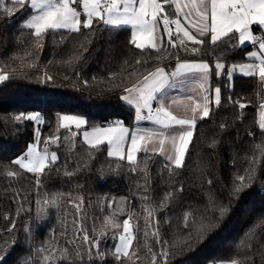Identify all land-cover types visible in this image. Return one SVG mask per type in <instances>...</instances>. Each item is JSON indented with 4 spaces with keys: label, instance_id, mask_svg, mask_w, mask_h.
I'll use <instances>...</instances> for the list:
<instances>
[{
    "label": "trees",
    "instance_id": "trees-1",
    "mask_svg": "<svg viewBox=\"0 0 264 264\" xmlns=\"http://www.w3.org/2000/svg\"><path fill=\"white\" fill-rule=\"evenodd\" d=\"M4 6L13 11L9 14L0 7V70L7 77L0 81V264H120L107 230L125 220L132 225L134 238L131 259H124V264H151L152 253L162 249L168 252L166 264L234 259L264 264V225L256 228L251 248L238 247L245 232L264 220V132L259 128L264 89L258 76L236 69L231 83L228 77L233 65L249 60L251 46L236 39L213 49L205 38L202 46L187 42L189 48L199 47V53L176 50L179 59L208 61L211 84L221 89V104L213 102L209 117L197 121L182 168L172 166L159 152L140 151L133 170L127 160L109 158L106 143L90 150L76 129L71 128L76 133L72 136L58 128L59 116H84L87 127L118 120L135 126L134 106L121 99L123 89L140 74L135 61L157 63L155 53H141L130 43L131 27L116 29L95 22L94 30L83 36L49 30L38 49L34 30L26 25L34 12L29 0L23 6L4 0ZM164 7L175 18V5ZM253 28L262 34L261 27ZM73 55L79 59L67 64ZM160 63L171 71L176 60L169 57ZM215 63L225 67L217 72ZM45 73L52 79L47 80ZM229 96L248 106L241 109L229 102ZM22 113H39L41 120L16 121L14 117ZM57 136L55 143L49 140ZM35 142L59 157L51 170L39 174V186L35 174L13 163ZM9 172L17 176L10 177ZM240 176L245 179L238 180ZM236 185H242L238 192ZM208 191L227 211L222 217L214 215L215 227L202 239L189 237L193 246L188 250L181 239L187 234L182 218L185 213L199 215ZM60 193L64 195L53 205L54 195ZM105 218L111 219L109 224L103 223ZM157 227L159 240L166 244L154 242ZM246 251L252 253L250 261L243 259Z\"/></svg>",
    "mask_w": 264,
    "mask_h": 264
},
{
    "label": "snow or ice",
    "instance_id": "snow-or-ice-1",
    "mask_svg": "<svg viewBox=\"0 0 264 264\" xmlns=\"http://www.w3.org/2000/svg\"><path fill=\"white\" fill-rule=\"evenodd\" d=\"M13 2L19 6L25 4V0H13ZM164 5H175L173 9L175 18L170 17ZM0 7L9 14L13 11V9L4 6V0H0ZM30 8L36 10L37 14L31 15V18L27 20V27L34 30L36 38L34 46L38 49L43 47L42 37L49 30L53 32L67 30L68 33L83 36L85 31L94 30L95 22L97 25L102 24L116 29L131 26L130 43L136 49L141 50V53L145 50L155 53L154 58L157 63L150 64L148 60L141 61L140 59L135 61L141 70L140 74L135 81L131 82L130 86L123 89L126 95H123L121 99L129 105H134V118L138 123L146 121L163 129L175 128L176 131L169 135L166 132L146 128L142 133L130 135L129 129L123 126L122 121L118 120L113 122L112 126L93 127L90 131L85 130L82 133L83 141L90 150H98L100 145L106 143L108 157L127 160L134 166L133 170H135L137 153L140 151L148 152L146 147L143 149L140 147L141 142L145 140L150 142L153 137H159L160 155H165L164 145L166 141L168 142L172 154L166 156L167 161L176 168H182L193 139L198 119L197 113H199L201 120L210 115L207 93L209 92V78L212 72L209 63L206 61H181L176 54L178 48H183L186 52L199 53L201 51L199 47L189 48L187 42L202 46L205 44V38H207L213 49L222 45L227 46L238 39L241 45L248 40H251L254 45L258 42L259 48L264 50V36H254L250 27L253 24L258 27L264 26V0H187V3L184 4L178 3L177 0H162V2L161 0H30ZM78 8L82 11H78ZM181 20L184 21L183 24ZM161 25L164 32L157 34V28ZM190 27L195 28L196 34L189 30ZM261 30L264 31V27H261ZM165 36L167 37L166 41ZM79 47L83 48L84 45L81 44ZM26 55H31V53L26 52ZM251 55L258 57L259 63L240 64L239 72L248 77L255 78L258 76L260 87L264 89V51L253 52ZM169 57L176 60L174 70L171 71H168L166 66H161L160 63L168 60ZM77 59L79 57L73 55L65 62L71 65ZM28 67H33V65H28ZM214 67L219 72L225 65L215 63ZM235 67L233 65V69ZM231 76L232 72H229V83H231ZM45 78L47 80L52 79L46 73ZM5 79L7 77L0 74V81ZM190 85L197 87L191 88ZM184 87L189 88L188 94L184 96H170L166 91L167 89ZM193 92L196 95H192ZM214 97L215 105L219 107L221 104V89L219 87L214 89ZM228 100L230 103L237 104L241 109L248 106L239 101H232L231 96L228 97ZM165 101L168 103L166 104ZM153 102H155V107ZM173 106H182L184 113L190 112L192 115H178L173 112ZM259 107L262 110L259 128L261 132H264V104L259 105ZM14 119L16 121L21 119L39 121L41 116L39 113H22L15 116ZM59 119L58 128L67 129L72 136H75L76 133L72 132L70 125L74 124L76 129H80L81 125L87 123L84 118L76 115H62ZM58 139V136L49 138L53 143ZM126 145L127 151L125 152ZM89 156H91L90 151ZM58 159L56 152L49 153L46 149L43 152H37L36 145L33 144L25 154L15 159L13 163L20 169L35 174L37 176L36 183L39 186V174L43 173L45 168L51 170L50 166L55 165ZM8 175L16 177L17 173L9 172ZM244 179V176L238 177L240 181ZM207 183L211 185L212 181L209 180ZM240 187L242 185H236L235 191L238 192ZM182 190L181 186L179 191ZM63 195V193L54 195L53 205ZM205 197L206 203L199 215L185 213L182 218V226L187 234L181 239L187 244L188 250L193 246L188 243L189 237H194L197 241L202 239L207 231L215 227L214 215L218 212L222 217L227 211L225 206L217 203L214 192H205ZM144 199H147V196ZM76 207L79 208V204ZM261 225H264V220L249 228L238 247L245 250L251 248V241L256 238V228ZM152 235L157 238L154 242L167 243V241L161 242L159 240L158 227ZM83 239H88L86 234ZM132 239L133 237L129 234L128 220H125L123 222V234L119 236V244L115 247V257L120 264H124V259H131L129 249L132 246ZM39 251H45V249L41 248ZM148 251L151 252V249L149 248ZM132 255H136L135 251L132 252ZM158 256L160 264H166L168 260L167 250L162 249L158 253H152L151 264H157ZM251 256L252 253L246 251L243 259L250 261ZM231 264H240V262L234 259Z\"/></svg>",
    "mask_w": 264,
    "mask_h": 264
},
{
    "label": "rangeland",
    "instance_id": "rangeland-1",
    "mask_svg": "<svg viewBox=\"0 0 264 264\" xmlns=\"http://www.w3.org/2000/svg\"><path fill=\"white\" fill-rule=\"evenodd\" d=\"M29 2H30V0H29ZM177 2L178 3H181V4H184V3H187V0H177ZM36 11V10H35ZM37 13V12H36ZM181 23L183 24L184 23V21L183 20H181ZM185 26L186 27H188V25L187 24H185ZM174 27V26H173ZM159 29H160V32H161V34H163V32H164V30H162V27L161 26H159ZM189 30L192 32V30L193 31H195V28H189ZM193 33V32H192ZM194 34V33H193ZM165 38H167L166 36H165ZM243 64H247V62L246 63H243ZM238 70L239 71V65L238 66H236L235 67V69H233V66L231 67V70H230V72H232V75L234 74V72H235V70ZM211 77V76H210ZM190 87L191 88H196L197 86L196 85H190ZM208 87H209V92L207 93L208 94V96H209V108L211 107V104L214 102L215 103V97H214V93H212V90H211V84H210V78H209V85H208ZM216 88V87H215ZM170 90H173V89H168L167 91H169L168 93H169V95L170 96H176V95H180V96H184L185 94H188V92H189V88L188 87H184V88H177V90H179V92H173V91H170ZM214 90V89H213ZM192 95H196V93L195 92H193V93H191ZM212 102V103H211ZM165 103L167 104L168 103V101H165ZM134 106V105H133ZM172 110H173V112L174 113H176V114H178V115H181V116H184V115H188V116H191L192 114L189 112V113H184V111H183V107L182 106H173V108H172ZM62 115H75V114H61L60 116H62ZM60 116H59V118H60ZM76 116H80V117H82V118H84L86 121H87V119L84 117V116H81V115H76ZM197 117H198V119H197V121L199 120V113H197ZM59 123H60V119H59ZM109 126H112V124H109V125H103V126H101V125H98V126H94V127H109ZM123 126L124 127H127L128 129H129V134L131 135V134H138V133H142L146 128H152V129H154V130H156V131H158V132H166V133H168L169 135H171L173 132H175L176 131V129L175 128H173V129H163V128H161L160 126H158V125H152V124H150L149 122H143V121H140L139 123L137 122V124L135 125V126H133V127H131V126H128L127 124H124L123 123ZM70 127L71 128H74V129H76V127H75V125L73 124V125H70ZM62 128V127H61ZM93 127H87V123L86 124H84V125H81L80 126V129H76L77 130V132H79V134H80V137L82 138V140H83V137H82V133L85 131V130H88V131H90L91 129H92ZM33 144H35L36 145V151L37 152H43L45 149L49 152V153H51V152H53V150H49L48 148H42V147H40V145L38 144V142H35V143H33ZM33 144H31V145H33ZM30 145V146H31ZM29 146V147H30ZM140 147L143 149V148H147L148 149V151H153V152H159V147H160V145H159V137H153L152 138V140L149 142L148 140H145V141H143V142H141V144H140ZM164 147H165V155H163L165 158H166V156L167 155H171L172 153H171V149H170V145L168 144V142L166 141L165 142V145H164ZM29 149V148H28ZM28 151V150H27ZM26 151V152H27ZM127 151V145L125 146V152ZM25 152V153H26ZM55 152V151H54ZM24 153V154H25ZM139 153V152H138ZM138 153H137V155H138ZM23 155V154H22ZM21 156V155H20ZM19 156V157H20ZM18 158V157H17ZM16 158V159H17ZM137 158V157H136ZM110 218H105L104 220H103V223H105V224H109L110 223ZM129 223V234L134 238V230H133V227H132V225L130 224V222H128ZM114 225L110 228V229H108L107 231L108 232H111L112 233V235H111V242H115V245L116 246H118V244H119V236L121 235V234H123V224L122 225H120V224H117V223H113ZM103 232V234L105 233V230L104 231H102ZM97 235H98V237L100 236V233H97ZM101 235H102V233H101ZM97 241L98 240H95V245H97ZM132 241H133V239H132ZM129 251H130V249H129ZM207 264H216V263H213V262H209V263H207ZM217 264H231V262H218Z\"/></svg>",
    "mask_w": 264,
    "mask_h": 264
},
{
    "label": "crops",
    "instance_id": "crops-1",
    "mask_svg": "<svg viewBox=\"0 0 264 264\" xmlns=\"http://www.w3.org/2000/svg\"><path fill=\"white\" fill-rule=\"evenodd\" d=\"M78 11H82V9H80V8H78L77 9ZM34 14H37L36 13V11L34 10V12H33V14L32 15H34ZM31 18V17H30ZM30 18H28V19H30ZM27 19V20H28ZM27 20H26V25H27ZM254 25H256V24H253V25H251L250 27H251V32H252V34L254 35V36H256L257 34L255 33V31H254ZM128 27H131V26H128ZM161 27H162V25H161ZM261 27H264V26H261ZM162 30H163V27H162ZM262 33L264 34V31H262ZM157 34H161V32H160V29H159V27L157 28ZM252 41L251 40H248V41H246L244 44H243V46H251V50L248 52V61H247V64H256L258 61H259V58L258 57H253L251 54L253 53V52H256V53H259V52H261V51H264V50H262V49H260L259 48V46L258 47H255V46H253L252 45ZM179 60H181V61H185V60H187V61H206V60H204V59H179ZM206 62H208V61H206ZM209 66H210V64H209ZM211 71V70H210ZM211 76V75H210ZM210 84H211V77H210ZM213 89H215V87H213L212 86V84H211V90H212V93H214V90ZM168 90V89H167ZM166 90V91H167ZM170 91H173V92H179V90H177V89H173V90H170ZM167 92H169V91H167ZM123 95H126V93H124ZM212 103V102H211ZM155 105V102H153V106ZM136 124H137V122H136Z\"/></svg>",
    "mask_w": 264,
    "mask_h": 264
},
{
    "label": "built area",
    "instance_id": "built-area-1",
    "mask_svg": "<svg viewBox=\"0 0 264 264\" xmlns=\"http://www.w3.org/2000/svg\"><path fill=\"white\" fill-rule=\"evenodd\" d=\"M256 36H264V34L263 33L262 34H257ZM252 45L255 46V47H258L259 43L257 42V43H255V45L252 43ZM258 63H259V61L256 64H258ZM0 74H2L1 70H0ZM154 107H155V105H154ZM143 122H146V121H143Z\"/></svg>",
    "mask_w": 264,
    "mask_h": 264
}]
</instances>
